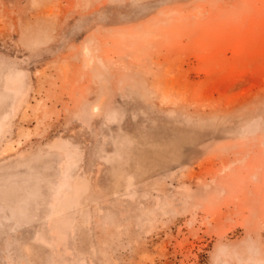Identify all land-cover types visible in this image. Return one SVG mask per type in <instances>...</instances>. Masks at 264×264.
Returning a JSON list of instances; mask_svg holds the SVG:
<instances>
[{"label":"rangeland","instance_id":"374dc122","mask_svg":"<svg viewBox=\"0 0 264 264\" xmlns=\"http://www.w3.org/2000/svg\"><path fill=\"white\" fill-rule=\"evenodd\" d=\"M0 264H264V0H0Z\"/></svg>","mask_w":264,"mask_h":264}]
</instances>
